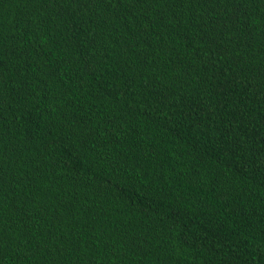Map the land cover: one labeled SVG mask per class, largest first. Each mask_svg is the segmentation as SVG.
Masks as SVG:
<instances>
[{
  "label": "trees",
  "instance_id": "trees-1",
  "mask_svg": "<svg viewBox=\"0 0 264 264\" xmlns=\"http://www.w3.org/2000/svg\"><path fill=\"white\" fill-rule=\"evenodd\" d=\"M0 264H264V0H0Z\"/></svg>",
  "mask_w": 264,
  "mask_h": 264
}]
</instances>
